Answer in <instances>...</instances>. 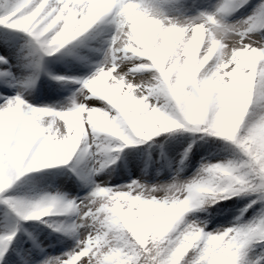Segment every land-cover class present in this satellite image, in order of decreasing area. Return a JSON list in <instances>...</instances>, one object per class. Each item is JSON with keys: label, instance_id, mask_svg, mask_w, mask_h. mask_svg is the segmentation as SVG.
<instances>
[{"label": "snow or ice", "instance_id": "1", "mask_svg": "<svg viewBox=\"0 0 264 264\" xmlns=\"http://www.w3.org/2000/svg\"><path fill=\"white\" fill-rule=\"evenodd\" d=\"M179 2L180 0H0V26L28 38L20 50L23 54L20 59L26 61L23 68L31 71L23 82L25 89L35 88L39 75L44 70L46 56L61 52L101 23L109 26L112 34L105 59L96 65L92 77L73 81L82 85L76 95H84L89 101L88 107L103 108L116 118L114 123H119L138 137L142 136L141 143L178 129L191 131L194 128L196 132L212 136L210 133L227 125L233 97L241 89V85H244L243 91L252 97L253 106L264 102V44L250 40L255 33L264 32V0L255 7L253 15L234 24L228 23L227 18L248 5L250 0H220L212 13L201 12L198 16L187 19H169L161 10V3ZM86 18H92L93 22L87 30H82ZM232 33L239 35L241 42L238 47L224 52V37ZM209 51L221 56V64L215 73L205 78L207 64L197 60L196 54L202 57ZM189 56L190 59L185 58ZM224 56H227L226 60L223 59ZM129 57L133 58L129 71L141 64L151 65L155 70L158 81L156 87L166 90L176 106L175 116L171 117L174 122H169L167 114L142 113L139 102L129 97L124 86L131 79L125 80L121 75L122 61H127ZM212 63H215V57ZM225 64L229 67L221 70ZM0 65H5L8 69L11 67L6 56H0ZM142 74L131 72L132 76ZM49 75L58 82L66 80V77L51 73ZM15 80L12 71L0 70V83L15 87L11 83ZM141 92L148 94L145 88H141ZM93 93L108 97L112 103L97 99ZM0 100L3 101L0 103V202L10 207L23 221H41L43 217L50 216L57 206L65 205L78 211L89 229L87 235L80 238L76 225L64 228L49 224L48 227L54 231L74 239L75 247L62 256H47L45 250L33 239L34 249H39V255H45V258L32 261V264H236L232 252L217 238L228 228L243 225L255 229L264 224V198L248 192L237 195L228 192L222 200L243 195L257 197L241 211L234 226L218 228L214 234L207 232L205 228V232L211 234L209 243L195 251L185 249L177 252L171 248H159L155 241L165 237L174 222L164 217L162 209L146 208L143 218H137L136 210L143 201L150 199L148 193L169 190L175 177L168 185L150 186L133 181L111 188L95 184L92 180L93 173L103 171L109 163L114 164L111 149L116 148V153H119L123 147L130 145L114 139L113 144L121 146L113 147L112 144L106 148L98 143L93 129L87 124L88 148L82 154L87 153L94 145V156H107L103 162L98 161L99 169H93L87 174L77 172L82 181L95 184L89 196L79 204L60 195H44L31 201L3 199V194L14 183L26 174L37 172L34 164L38 157L48 160L51 166L43 168L48 169L68 164L78 150L72 153L67 147L50 148L49 141L55 136V132L52 127L45 131V121L51 120L55 125L56 120L42 115L34 117L33 113L42 109L53 110L52 107H35L27 103L23 92H18L14 97L0 95ZM152 103L155 104V101ZM77 107L78 104L73 102L68 109ZM156 124L160 127L157 128ZM90 138L91 144L88 143ZM193 144L184 151L181 165L189 159ZM238 152V161L204 163L201 168L216 165L228 172L230 178L237 179L234 174L235 165L242 164L249 171L246 178L239 179L252 186L261 185L264 182V151L257 147L255 150L245 148ZM256 204L261 205L257 218L245 223V214ZM154 216H160L161 220L154 219ZM18 231L19 225L16 230L0 235V264H20L10 254ZM113 233H118L123 242L113 243L110 238Z\"/></svg>", "mask_w": 264, "mask_h": 264}, {"label": "clouds", "instance_id": "2", "mask_svg": "<svg viewBox=\"0 0 264 264\" xmlns=\"http://www.w3.org/2000/svg\"><path fill=\"white\" fill-rule=\"evenodd\" d=\"M92 22V18H86L82 30H87ZM250 40L257 44H264V35L252 36ZM224 41L222 50L227 52L230 48L239 46L241 37L232 33L224 37ZM213 57H215V63H212ZM185 58L190 59L191 57ZM196 59L207 64V71L204 73L205 78L209 74L215 73L221 64V56L211 51L202 57L196 54ZM223 59L226 60L227 56H224ZM132 60L133 58L129 57L127 61H122L121 65L123 69L121 75L125 80L131 79V82L124 86L129 97L139 102L142 113L167 114L170 118L169 122H174L171 117L175 116L176 106L166 90L156 87L158 81L155 70L151 65L141 64L129 71ZM227 67L229 65L225 64L224 69L221 70H226ZM131 72L152 73V75L150 77L144 75L132 76ZM243 87L244 85H241V89L233 97L227 125L210 133V135L228 142L236 150L246 148L250 151L259 147L264 151V102H261L258 106H253L252 97L243 91ZM141 88H145L148 94L145 95L141 92ZM93 95L105 103H112L108 97L102 94L93 93ZM80 96L81 99L76 109L69 108L66 111L59 112L42 109L33 113L34 117L42 115L55 118V125L52 124L51 120L45 121V131L52 127L55 132V136L49 141L51 149L67 147L70 152L75 153L77 150L83 151L88 148L85 124L93 129L98 143L106 148L114 143V139L121 140L130 146L141 143L142 136L138 137L135 133L127 131L119 123H114L113 121L116 118L112 117L103 108L88 107V99L84 95ZM152 101H155V104ZM74 116L76 119H72ZM155 126L160 127L159 124ZM182 127L184 126L182 125ZM190 132H196V130L193 128ZM146 142L148 141L143 143ZM82 144L83 148H81ZM111 152L116 153L117 149L112 148ZM100 157L101 162L107 158L105 154H101ZM117 159L118 157H113V162L115 163ZM238 160L239 156L233 161ZM49 166L51 165L44 157H38L34 164L37 171ZM248 171L242 164H236L234 174L238 178L232 179L228 172L219 166L213 165L209 168H200L195 176L187 181L176 176L169 190L148 193L150 199L143 201L136 210L137 218L144 217L146 208L162 209L164 217L174 222L171 231L162 239L155 241V244L161 249L171 248L177 252H183L185 249L195 251L202 246L206 247L211 238V234L205 232V228L208 227L207 222L198 218L192 219L190 216L195 213L211 215L210 210L220 203L225 193L228 192L233 195L248 192L257 195L259 198H264V182L259 186H252L239 179L246 178ZM164 184L168 185L169 183ZM68 212H75V209L59 205L51 214L62 215ZM153 218L158 221L161 220L160 216H154ZM110 238L113 243L123 242L119 239L118 233H113ZM217 239L229 248L236 259V264H242L247 249L253 245L264 246V224L255 229L243 225L228 228Z\"/></svg>", "mask_w": 264, "mask_h": 264}, {"label": "rangeland", "instance_id": "3", "mask_svg": "<svg viewBox=\"0 0 264 264\" xmlns=\"http://www.w3.org/2000/svg\"><path fill=\"white\" fill-rule=\"evenodd\" d=\"M220 3V0H180L178 4L172 3H161V10L167 15L169 19L180 18L187 19L190 17L198 16L201 12L212 13L216 10L215 6ZM261 3V0H250L247 7L227 18V22L234 24L238 21L247 19L254 13L255 7ZM112 29L101 23L97 25L94 31L85 37L82 41L77 43L71 50L62 54L59 57L53 59H47L44 61V70L50 71L52 73L60 74L66 73L78 76L83 79L90 78L94 75L96 71V65L102 63L105 59V53L109 49L108 41L111 38ZM264 35V32H257L254 36ZM25 40L18 32H9L4 28H0V56H6L9 59L10 69L5 65H0V70H10L15 75L16 80L12 81L15 87L6 86L4 84L0 85V95L14 97L18 92H23V97L27 103L32 104L35 107H52L56 108L57 111L67 110L70 105L75 102L78 104L80 102L81 96L76 95L82 85L77 88L76 85L72 84H52L46 83L42 78V72L39 75V80L35 88L25 89L23 87V82L25 78L31 74L30 70H25L23 64L26 61H22L20 57L23 55L21 53V48L25 44ZM90 51V52H89ZM72 53L75 59H68L69 54ZM75 61V62H74ZM211 63V62H210ZM142 75L150 77L152 73H143ZM73 97L75 100L73 101ZM0 103H3L0 100ZM91 144V138L88 141ZM185 144L173 142L167 145V154L173 155L174 158L170 163V174L164 176H148L144 174L143 165L147 160H143L138 157L135 151H129L126 153L122 165V170L117 173V171H111V169L106 168L103 171H96L92 175V180L95 184H99L104 187H121L132 183L133 181H140L142 183L148 184L150 186H156L157 184L170 183L174 177L179 176L182 180L187 181L195 176L201 165L204 163H217V160L213 161H202L199 166L188 172L183 173L182 171H177L175 168L176 163L179 160V155L183 150ZM83 148V145L81 146ZM96 151L94 145L89 148L87 153L78 151V162L76 163V168L81 174H87L92 172L93 169H99L98 161L101 160L100 156H94L93 153ZM158 153H153L149 157L154 161L155 165H158ZM82 156V158H81ZM221 163H226L225 160ZM146 173V172H145ZM95 184L82 182V186L78 184V181L67 180L62 181L57 189L51 187H43L32 191L30 194H25L17 196L15 198L24 200H36L41 196L49 195L63 196L66 200L75 201L80 203L85 197L89 196L94 190ZM51 218L57 225H61L64 228H70L73 225L77 226V234L80 238L87 235L89 231L87 227V222L82 220L78 211L68 212L65 216L51 214ZM192 219H196L194 215L190 216ZM23 229L28 232V240L32 243L26 242V251L21 255L19 260L20 264H32V261H39L47 256H62L64 253L69 252L75 247L76 241L69 237H66L63 233L62 236L57 238L53 237L51 233H47L44 229H35L29 224H22ZM16 218L9 212L0 208V235L16 230L17 228ZM218 228H226L220 225L212 226L208 225L206 231L215 233ZM31 236V238H30ZM33 239L40 245L41 248L45 250V255H39V249H34ZM30 243V244H31ZM29 250H32L31 252ZM253 262L254 259H253Z\"/></svg>", "mask_w": 264, "mask_h": 264}, {"label": "trees", "instance_id": "4", "mask_svg": "<svg viewBox=\"0 0 264 264\" xmlns=\"http://www.w3.org/2000/svg\"><path fill=\"white\" fill-rule=\"evenodd\" d=\"M195 143L193 144V142ZM172 142H178L183 144H193L192 152L190 153L187 163L194 165L202 158L206 159H218V160H235L239 156L238 150L234 149L233 146L228 144L217 137H212L204 134L203 132H190L178 129L173 133H162L161 135L154 137L151 141L146 143H137L135 145L123 147V150L119 153H111L112 157H121L124 150L132 149L135 150L139 156H145L157 149H163L165 146ZM188 145V146H189ZM113 147H120L121 145L113 144ZM124 151V152H123ZM123 152V153H122ZM163 164L158 168H154L149 164L147 173L159 174L163 171L164 165L167 163V159H162ZM169 162V159H168ZM221 162V161H220ZM67 171L65 167L55 166L53 168L41 169L35 173L26 174L16 183H14L6 193L3 194V199H8L15 196H21L23 194H30L31 191L43 188L59 186L60 180L67 177ZM255 195H243L240 197H233L231 199L222 200L214 208H212L211 215L205 213H195L194 215L201 221L207 222V224H222L228 227L234 226V222L237 217L240 216L241 211L254 199ZM2 202H0L1 204ZM261 205L256 204L253 208L249 209L245 214L243 221L250 223L253 219H256L260 212ZM22 252V246L17 243L14 244L10 250V254L15 260L18 258V253ZM257 259L259 264H264V246L253 245L246 250L244 257V264L251 262V257Z\"/></svg>", "mask_w": 264, "mask_h": 264}]
</instances>
